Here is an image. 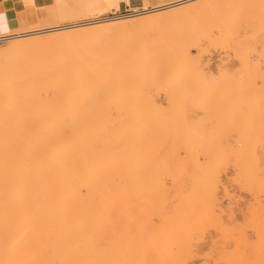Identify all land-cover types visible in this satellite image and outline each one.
<instances>
[{
  "label": "rangeland",
  "instance_id": "374dc122",
  "mask_svg": "<svg viewBox=\"0 0 264 264\" xmlns=\"http://www.w3.org/2000/svg\"><path fill=\"white\" fill-rule=\"evenodd\" d=\"M177 1H181V0H128V1L41 0L40 4L35 7L33 22L30 23L29 26L27 27L12 31L15 33V32L29 31L31 28L34 30L37 28L39 29L50 28L54 26L78 25V24L88 23V21L91 22L92 20L95 19L107 18V17L108 18L121 17L120 18L121 20L136 21V23L131 24L130 27H128L130 24L126 27H122L125 31L128 30L129 28L130 29L138 28V27L140 28V26H144L143 25L144 23H148L150 20H154V17L156 16L164 17L165 15L172 16L176 14L177 16H181V14L180 15L178 14L182 13L183 15L185 13H192L194 10L200 9V5L201 6L211 5L214 7L217 6L218 8L221 7L220 11L218 9H215L218 13L208 12L206 13V15L204 14L205 16L202 15L204 16L203 20L205 22L207 21L206 23H208L212 32L214 33L213 34L211 32L214 37L213 36L212 38L207 37L209 35L211 36V34L207 33L210 32L209 27H206L208 28L207 32H205L206 28H204L205 31L202 29L203 34L204 32L205 34L207 33V36L204 34L205 35L204 37L203 36L201 37L202 30L196 31V35L195 34L193 35L190 30L188 32H186L187 30H184L186 33L190 32L192 37L193 36L196 37L197 35L198 37L200 36L199 38L200 41H197L198 40L197 37L196 38L184 37L185 40L187 39V41L189 40V42H191L190 47L186 46L188 45V43H186L185 41L183 42L185 44L186 49H188L189 47L188 49L189 51L188 50L185 51V48H183V54L185 51L187 52L186 53L187 56L183 55L182 53L180 54L179 50L181 49L179 50L174 49L173 46L176 45L170 46L171 44L170 39L172 40L174 38L172 36H175L176 34L179 35L178 32L176 34H173L175 32L172 31V33L170 34L171 31H169L170 29L167 28V29H163V32L162 31L161 33L159 32L158 35L154 33L151 37H149L147 41L148 44L146 45L151 46L149 48H151L153 51L147 48L146 46L144 51L150 50L149 51L150 53H148L147 55L146 52L144 53L143 58L141 60L142 62L140 64L143 63L146 64L145 62L148 60V59L146 60V58H151V57H152V61L155 62L154 60L158 55L159 57L157 56V58L159 62L160 59L165 60L163 63L161 61L160 64H166L167 62L166 64L167 66L165 65L164 67H162L159 64L158 67V64L156 65L155 63L150 64L149 66L147 65V68H149L151 65L158 67L157 68L158 71L155 70L158 73L154 72L152 74L150 72L152 70L151 68L152 66L150 67L151 70L149 71L147 68H144L146 67V65L143 64L139 66L140 69L142 66H144L143 67L144 69L142 68L141 70H145V69L147 70L141 72V70L139 69V75H138L139 78L137 75L134 76L135 74L132 77L130 76L132 73L127 74L128 79L127 78L125 79L126 82L127 80L128 82L125 83V81H123L124 82L123 88L124 87L128 88L132 86L133 89H126L127 91L129 90V92L125 91L124 89L123 96L121 94L123 90L119 91L120 94L119 92H117L118 93L117 94L115 91L113 96L111 94L114 91H112L110 94L111 97H109V95L108 96L91 95V97L93 98H88V96L86 98L85 96L87 102L89 99L93 101L94 98L98 99L99 102L98 100L96 101L94 100L93 102L97 104L95 105L91 101L92 102L91 105L90 103L89 104L87 103L88 105L86 107H82L83 110L81 111L80 109L82 104L83 105L86 104V101L83 102L84 95L81 97L83 98V100L82 101L79 100L82 104L77 100L79 104L76 102L74 103L75 105L70 103V100L68 101V97L65 96L62 104L59 102L57 106L53 108L52 107L49 108L52 110L41 112L39 114L40 116H38V119L34 117L35 122L33 123V128L30 127V129L26 128L27 124L26 125L23 124L20 118H17L14 121H10L9 123L0 122V169H1L0 171L2 172V173L0 172V215H1L0 216V264H225V263L248 264V262L249 264H253L251 262L255 260L256 262L254 264H263L260 262L258 263L257 259L258 258L260 259L261 255L264 256V251H263L264 247L261 248L262 246H264V241H263L264 234L262 233L264 231H261L264 230L263 228L264 221H261V219L264 220L263 219L264 214H262L264 213V205H263L264 191L261 192V190L264 189L263 188L264 169H260V168H264V164H263L264 162L262 160V158L264 159V141H263L264 131L262 130L264 129L263 126L264 123L261 121L264 118L262 116V114H264L263 111L264 110V106H263L264 105V54H263L264 38H261L264 36V30L257 31L258 29L256 30L250 25H247L246 26L247 30H245L242 24V26L240 25V29L238 31L237 29H235V27L230 26L231 24L229 22L230 21L231 23L233 22L234 14L228 12V14H230L231 16L228 15L226 12L228 10L226 8L232 5L244 7L241 1H239L240 3L239 2L232 3L234 0H193L163 10L152 11L154 9H157L162 6L170 5L171 3H175ZM117 2L119 4V7L117 9H113L115 7V3ZM257 3L258 0L254 2L252 0V2L250 3L251 5L249 7L256 8ZM262 14L258 13L255 19L257 17L258 19L259 17H262L261 19H264L263 16L264 14L263 15ZM255 15L253 13L252 14L249 13L246 16L248 17L250 16L249 18L254 19ZM200 19H197L199 23L201 21ZM221 21H224L223 25L225 23L226 27L228 26L229 28H225L222 25ZM218 23H221V25ZM205 24L202 23L200 25L203 26ZM212 24H214V26ZM232 25H234V23H232ZM89 26L90 25H85L84 27L74 26L75 28L71 27L63 31L41 33L38 34L37 36H47L49 34L67 32L70 31L71 29L78 30L81 28H87ZM230 27H232L233 30ZM222 28L226 30L225 32H227L228 34L227 37H229V34H233L232 37H229L230 41L228 40L227 37H225L226 36L225 34H222V32L225 33ZM123 29H121L120 31L122 32ZM115 30L118 31L119 27ZM235 30H237V34L233 32ZM253 30H256L259 33ZM220 31L222 32L220 33ZM243 31L245 32V35L249 34L248 37L242 36L244 34V33L241 34ZM255 32L257 33L258 36V37L256 36L257 38L254 36L256 34ZM181 33L180 34L183 35V31ZM186 33H184V36H186ZM220 34L222 36L225 35L224 40L225 42H227L226 40H228L229 44H225V42L224 44H220V42L223 40ZM181 35L179 36L182 37ZM37 36L32 35V36L24 37V39L33 38ZM240 36H242L241 39L244 40L243 41L244 43L247 42L245 43L247 44V47L251 46L252 48L249 47L248 50V48H244V46H241L243 50L242 49L239 50L238 48H240V46L237 45L241 41V39L239 41ZM178 38L177 37L174 38L175 40H173L174 42L172 41V44H175V41L176 40L178 41ZM213 38L214 40H212ZM216 38H217L216 43L219 44L218 48H216L217 44L213 45L212 42L215 41ZM246 38H249V40L246 41ZM180 39L181 38H179V40ZM209 39H211L212 41L210 40L209 42ZM191 40H193L194 43ZM218 40H220V42ZM237 40L239 41V43L237 42ZM248 41L251 42L249 43ZM10 42L7 41L0 43V48L8 46ZM180 42H182V39L180 40ZM183 43L181 44L183 45ZM177 44L179 45V43ZM193 45L195 46L198 45V46L195 47ZM170 47L173 48V50ZM177 47L178 46H176L175 48ZM236 49H238V51ZM250 49H251V53L249 54ZM171 51L172 52L174 51L175 54L174 52L171 53ZM246 51H247L246 55L245 53L244 55H241L243 54V52ZM158 52L161 54L159 55ZM164 52L166 55L164 54ZM204 53L207 56L204 57L205 55ZM169 54H172V56L170 57ZM181 55H183L184 57ZM144 56L146 57L144 58ZM247 56L248 57L250 56L249 59ZM174 57H176V59ZM245 57L248 61L245 59ZM173 58L175 60H173ZM196 58L197 60L199 59L202 61L197 62ZM194 60L197 62L199 66L201 67L203 66L204 68L198 67V70L195 69L193 67L195 66ZM178 61L181 62L183 65ZM148 62L151 63L150 60H148L147 63ZM174 62L176 63V65L174 64ZM244 62L246 66L244 65ZM248 62L249 64L252 63L257 64L256 65L257 69L255 68V74L253 75L255 76L257 73L256 76L258 77L252 78L253 77L252 76L249 78L252 72L250 73L251 68H249ZM179 64L182 65V67H179V69L184 68L185 73L183 72V69L182 71L178 70L176 66H181ZM154 66L153 68H156ZM160 66L162 68L165 67L167 68L166 71L165 69L163 70V72H166V75L165 73L163 75ZM168 66L169 67L171 66L170 69L172 67L173 69L177 68L178 73L177 74L175 72L173 73V71L176 69L174 70L171 69L172 73H170L169 71L170 69L168 68ZM82 67H84V65ZM195 67L197 68V66ZM254 67L252 65L253 69ZM84 68H82L84 72L88 70L86 74L91 72V71L89 72L90 68L87 69L88 67H86L85 68L86 71L84 70ZM199 68H201L202 71L201 73L202 76H200V78L198 77V75H196V74L200 75V72L196 73V71L200 70ZM159 69H161L160 70L161 73H159ZM189 70H191V73L193 72V76H191V78L188 77L192 75L190 74V72H189L190 75H188V73H187L188 76L186 75V72ZM244 70L247 71V74H249L248 76L247 74H245L246 78L244 77L245 78L244 80L248 78L250 82H248L249 80L247 81L241 80L243 79L241 78L242 74L246 73ZM84 72H81V74H83ZM147 72L149 73L148 74L149 76L147 75ZM179 72H181L183 76H181ZM221 72H223V74ZM208 73L210 74L208 75ZM156 74L157 75L160 74V76L158 75L159 77H162L161 75H163V78H160L158 81ZM84 75L85 74H83L82 76ZM91 75H92L91 73L88 74L90 79L86 78L87 75L84 77L82 76L80 77L84 79L86 78L90 81ZM237 75L240 77L238 78ZM152 76L153 79L156 80V82H152V86L150 87ZM179 76L182 78H180ZM196 76L197 78H195ZM176 77H179L177 78L178 80L176 79ZM202 78L205 79L204 83L207 84L203 83ZM226 78H228L229 83H226L227 80ZM132 79L134 80L132 81ZM140 79H142L143 81ZM167 79H169L170 81ZM139 80L142 81L141 84ZM239 80H241L240 83L244 84L245 82V85L246 82H248L249 84L248 87H251L250 86L252 85L251 81L254 80L252 82H254L253 85H255L256 82V87L254 89L257 88V94L254 92L253 89L252 90L254 93L253 92L250 93L249 91H246V90H251V88L247 87L246 89L245 88L246 86L244 85L240 84L238 86ZM138 84L141 85V87ZM142 84L144 85V87ZM147 85H149V87ZM235 85H237V87ZM138 86L140 88H137ZM238 87H239V91L242 90L241 92L237 91ZM242 87H244V89ZM142 88L143 91H141ZM131 90H132V94L134 93V91L137 90L136 95L133 94L134 96H136L135 97L136 100H138V101L134 100L136 101V103L130 101L132 100V98H130L131 96H129L128 94H130ZM244 90L246 91V93L249 94L250 98H253L252 96H250L251 94L257 95V98L256 95H254L253 98L255 102H257L256 100L260 98L258 97V95L262 96L261 98H263L261 99L262 102L258 100V102L259 101L260 102L257 105L254 104L255 106L250 104L253 108L255 107V109H253L252 107L250 108L251 112H249L250 111L249 108H248L249 111L246 108V105L248 104V103L245 104L246 101L244 103L242 102L241 108L243 107L242 108L243 110L240 109L241 103L240 104L239 102L237 103L238 95L241 96L242 98L241 101L245 100L246 95L244 94L245 93ZM172 91H174V94ZM143 92L145 95L144 97L142 96ZM125 93L129 96L128 98L126 97L127 95H125ZM236 93L239 94L237 95ZM241 93L244 94L243 95L244 99ZM116 94L120 95V97L122 98V102L124 101L121 105H120L121 100L119 99V96L117 97ZM217 94H221V95L219 96ZM114 96H116L120 100V103L118 102L119 100H117L116 97ZM218 96L219 97L222 96V98H218ZM112 97H114L116 100L113 99ZM123 97H126L127 99L126 98L124 99ZM100 98L102 99V101L100 100ZM140 98L142 101L139 100ZM253 99L250 100V102L253 101ZM65 100L68 102L69 104L68 106ZM247 101L249 102L248 98ZM254 101L252 103H255ZM124 103L130 104L127 105L129 108L128 111H125L126 107H124L125 105ZM71 104L73 105V108H71L72 107ZM138 104H140V106ZM144 104H146V106H144ZM131 105L133 106L136 105V106L132 107ZM259 105L261 107H259ZM69 106L72 109V111H70V109L68 108ZM75 106L77 108L79 107V110L77 108L75 109ZM135 107L138 108L137 110L138 112L140 111L139 109H141L142 112H144L143 109L147 111H149L150 109H154V110L153 111L150 110L149 111L150 113L149 112L146 113L147 111L144 113L146 114L143 115L145 116L144 121L143 119H141L142 115H140L141 116L140 117L136 114V116H138V118H140L141 120H138V118H136L135 121L134 118L131 119L130 117H128L130 115L129 112H131L132 110L134 111L133 108ZM237 107L239 108L240 111L238 110ZM121 108L122 110L123 109L124 110L123 111L121 110L120 113ZM73 109L75 111H78L79 113L78 112H77L78 114L74 113L75 111ZM245 109L246 111H244ZM257 110H259V113ZM256 111L258 114H255L254 116L255 118L256 115L260 116V112H261V116L263 117L262 118L260 116L261 120L257 119L259 117L256 118L257 123L260 120L258 126H256L257 124L255 123L256 121H254L255 119L253 117L254 115L253 112L256 113ZM127 112L129 113V115ZM119 114L121 115V118ZM243 114L245 116H243ZM236 115L240 117H236ZM111 116H113V118ZM41 117L45 118V121H43L45 124L39 121ZM243 117H248V118L246 119ZM76 118L77 120L79 119L78 121H80V126L78 125ZM125 118L126 119L130 118L129 120L133 121L132 123L134 125L131 123L133 127L130 123L128 124L125 123L129 121V120L125 121ZM149 118L151 121L153 122L155 121L158 125L155 124L156 125L155 126L153 122H148ZM238 118L240 119V122L242 121L243 123L237 121L236 119ZM249 118H251L250 121L252 120L254 121L253 124L252 122L250 123ZM74 120H76L75 123ZM119 121L121 122V124L119 123ZM137 121H139L141 127L137 128V125L140 126V124H138ZM141 121L145 123L146 122L151 124L153 123L152 126H154L155 128H157V126L159 127L155 131V128H153L151 124L150 125L145 124L144 126V124L142 125ZM187 124L190 127L189 129L193 128L194 131L192 129L186 131ZM247 124L251 127V129ZM73 125H75V127ZM76 125H78V127ZM120 125L121 127H119ZM124 125L127 127V129L129 127L128 130L126 129L127 131L125 130V128H123ZM146 126L148 127L151 126L149 135L151 134L152 129L154 132L160 130V132L158 131V134L153 133L152 131V134H154L156 138H154V136L153 138H151V135L149 136L147 135L148 133L147 134L145 133L147 130H149V128H145ZM196 126H199V128L196 129ZM73 127L74 130L75 129H80V130L77 131L75 130L76 132H74L72 131ZM91 127H93L94 130L96 129V131L90 132ZM244 127L245 129L248 130L247 135H249L250 130H252V127L253 128L257 127V130L259 131L258 133L256 132L257 130L255 131L257 133V136L254 130L251 131V133L253 132L254 134L253 133L252 134L255 135L257 138H255V136L251 137L252 134L250 135V137L249 136L246 137V133H244L246 132V130L244 129ZM61 128H64L66 131V133L63 136L60 135ZM93 128L91 130H93ZM109 128H110V132H111V128H113L112 131L115 134L120 135L121 139H119V136H117L118 139L115 140L117 137L114 138L116 135L113 136L112 133H110L107 130ZM131 128L134 130H132ZM140 128L142 129L143 133H141ZM143 128L147 130L144 131ZM259 128L261 129L259 130ZM70 129H71V133L69 131ZM237 129L239 132L242 131L244 134L241 132L237 133ZM123 130H125V132H129V131L130 132L129 134L128 133L123 134ZM213 130L215 131L213 132ZM192 131H193V134H191L192 136L195 134V136L197 137L198 134V137L202 136V138L199 139L203 140L204 142L203 141L199 142L198 140H195L196 137H192V139L191 138L189 139V137L187 136H189V132ZM261 131H262V135H260ZM82 132L83 133L85 132L86 136L80 135L83 134ZM205 132H207L208 134L207 133L205 134ZM95 133L96 136H94ZM26 134L27 136L30 135L32 139L26 137L25 136ZM70 134L72 136H70ZM47 135L52 136V141L48 143L49 144L48 146L47 144H45L46 143L45 141L44 142L42 141L43 138ZM90 135H92V137H90ZM106 135L107 137L109 136L108 138H112L114 142L116 141V143L110 141L108 142L107 141L108 138L106 139ZM125 135L127 138L132 136L133 139V136H135L134 138L137 139L132 140L131 137L128 138L131 142L130 143L128 139L125 137ZM160 135L161 138L159 137ZM259 135L260 137H262L261 139L258 138ZM137 136L139 137L142 136V137L140 139ZM25 137L28 139H26ZM80 137L82 138V141ZM157 137H159L160 140ZM207 137H210L208 139L211 142L210 141L205 142V140H207ZM143 138L147 140V142L145 140V144L144 142H140L141 140L143 141ZM150 138L152 140L154 139V142H152ZM112 139L109 140L112 141ZM125 139H127V141H125ZM193 139L196 142L197 141L198 142L195 143ZM255 139L257 143L256 147H258V150L254 148L256 145L255 143L252 144L254 145V147L252 146V149L251 147H249L250 142L251 141L253 142ZM26 140H30V145L32 144L31 147L33 150L31 174H29L30 177H28L26 173L17 174L13 171V169L11 170V168H14L11 162L13 161L15 166L16 159L11 158V156H9L10 155L9 153L11 152H15V151L24 152V150H26L25 147H27V144L29 143L28 141L27 143ZM136 140H140L139 145H134L136 143ZM148 140H151V142ZM190 140L191 142L193 141L194 143L193 142L191 143ZM261 140L263 142H261ZM106 141L108 142L107 145L109 144L110 146L106 145ZM133 141H135V143ZM155 141L157 142L155 143ZM82 142L87 143V145L91 148V150L89 151L91 152L93 151L92 154L91 152L88 153L87 148L88 149L90 148L86 147L87 145L85 143H84L85 145L82 144ZM119 142L121 143V145L124 146V147L122 146L124 152L121 148L123 153L119 150L120 155L116 153L118 149H120L121 147ZM132 142H133V146L131 147L130 144H132ZM209 142L212 144L210 145ZM243 142L244 143L249 142V143L244 144ZM19 143L20 144L27 143V144L26 145L24 144L25 145L24 147L23 145H21L22 146V148L20 147L21 150H16L19 149L18 147L20 145L19 146L16 145ZM40 143H43L44 145ZM90 143L91 144L94 143L95 148L94 145H92L93 146L92 147ZM189 143H190L189 146L192 148L196 144L197 146H199L198 145L199 143L201 145L200 146L201 149L200 148L192 149L188 146ZM202 143H204V145ZM81 144L82 146L86 147L87 153L85 151V147L84 149L82 148V150L85 152L83 153L82 151L79 152L80 148H78L77 149L78 153H77L75 148L78 146L80 147ZM117 144L119 146H115L117 149V150L115 149L116 151L115 152L114 151L115 147L112 146ZM13 145H15L16 149L15 147L12 148ZM218 146L219 148H217ZM246 146H248L247 149L249 148L248 150L249 152L248 151L246 152L250 154L251 151H253L251 157H249V154L245 153L244 148ZM11 148L15 150L11 151ZM139 148H145L143 149L145 150V152L147 151L146 149L149 148L148 149L149 151L146 152V155L149 152L150 153L146 157H143L144 155L142 154H145L143 151L140 157L138 153L134 152L136 150L140 152L141 150H139ZM1 149L3 151H5V149L7 150L9 149L8 150L9 152L6 150V152L1 153L2 151ZM108 149L111 151L109 152ZM187 149L189 150L197 149L199 151L195 150L190 153V151H188ZM200 150L202 152H200ZM206 150H212V151H208L212 153L207 154ZM113 151L115 152L114 157L117 154V158H114V160L111 158L113 157L114 154ZM130 151L133 152L131 153ZM231 151L233 152V154ZM7 152H8V157H10L7 158L9 160L6 159ZM65 152L67 153L65 154ZM107 152H109V154H107ZM255 152H259V153L255 154ZM110 153H112L111 156ZM151 153L153 154L152 156ZM1 154L4 155L1 156ZM228 154L229 156H227ZM253 154H255V156ZM259 154L261 156V159ZM122 155L123 158L125 157L126 158L122 159L121 158ZM207 157L210 159H207ZM130 158L133 159L128 160ZM246 159L249 160L250 162L247 161ZM6 160L7 162H5ZM116 160H118L119 163ZM260 160L262 163H260ZM3 162L6 165L10 163L9 165L10 166L12 165V167L10 168L9 165L5 167V164ZM235 163L238 165H236ZM241 165L242 167H240ZM243 165L245 166V168ZM247 165L250 167H248ZM254 165L256 167H254ZM209 166L210 168H208ZM259 166L260 168L258 169ZM8 167L10 168L9 170L7 169ZM3 168L6 169L7 172L6 170L4 171ZM256 169L258 172L256 171ZM201 170L202 172L209 170L207 172L210 173L204 172L202 178L199 176ZM194 171L197 174L200 172L198 176H195ZM216 171L217 174H215ZM236 171L240 175L243 174V172H247L244 173L246 175V176L244 175V177L247 178V181L244 180L245 178L243 177V175H241L243 179L239 177L241 182L239 179L237 180L238 178L237 175L239 174H237ZM247 174L249 177L247 176ZM251 174L253 176H251ZM14 175H16L17 177H14ZM18 175L19 176L21 175V177H19ZM208 175L210 176L215 175L214 178H216L217 181L215 183L212 181L211 183L217 184L215 185V187H217L216 190L214 185L211 186L210 183V181L213 180L214 178L209 179L210 176ZM203 179L204 180L209 179L208 180L209 182H207V184L205 185L206 182L203 181ZM253 179L257 181L256 182L251 181L252 183L248 181ZM258 179H260L262 182ZM242 180L243 182L244 181L245 182L243 183ZM217 182L218 183L222 182V183L218 184ZM15 183L18 185H16ZM240 183L242 184L243 187L241 186ZM25 184H27L28 188L27 187L24 188ZM28 184L30 185L28 186ZM18 186L21 188H19ZM204 186L206 187L205 189ZM253 186L255 187V190H253L254 189ZM17 188L19 189L17 190ZM211 188L212 189L214 188L213 191L211 190ZM20 189L23 192L20 191ZM23 189L24 190L26 189V192ZM16 190L20 192H17ZM210 190L213 194L211 192L209 193ZM10 191L13 193H10ZM205 193H208L210 195H207ZM205 195H207L206 198L207 197L209 199L211 198L209 202H208L209 199L207 200L204 197ZM205 199L208 203L211 204L210 206L207 205L206 203L205 207L208 206V209L202 208V206L205 204L204 203L205 201L203 202V200ZM10 201L12 203H10ZM213 201L214 202L216 201V203H214ZM255 201L257 202V204ZM201 202H203L202 206H201ZM253 204L257 206H254ZM214 205H216L218 208H216V206ZM251 205L254 208L251 207ZM201 208L205 210L206 213L204 211L202 212ZM229 208H230V212L233 211V213L228 212ZM212 211H214V213ZM207 212L210 214H207ZM251 212L254 213L255 215L252 214ZM25 214L27 215V217ZM211 214L212 216L216 214V217L214 216L215 218L213 219ZM233 214L234 216L232 217L231 215ZM249 214L251 216H248ZM208 216L209 219L206 218ZM220 216L222 217V219L219 220L218 218H221ZM202 217L204 218V220ZM234 217L235 219L231 220V218ZM259 217L262 218L260 219ZM12 218L15 220H13ZM223 218H225V220ZM205 219H207L206 222ZM253 219L256 221V225L252 223ZM218 220L219 222H217ZM230 221L233 222L231 223ZM249 221L251 222L249 223ZM225 222H228L230 225ZM246 222H248L249 224H247ZM234 223H236V225H234ZM222 225H225L224 229ZM226 225L228 227H226ZM213 226L214 227L217 226V228H214ZM251 226H253V228ZM255 226L257 227L255 228ZM258 226H260L259 227L260 229H257ZM225 228L228 229L226 230ZM231 229L234 230V233L233 231H231ZM240 229L242 230L244 229L243 230L244 232ZM237 230L240 231L238 232ZM225 231H227L228 233L227 235L226 233L225 234L223 233ZM229 232L232 233L230 234ZM242 232L244 233V235ZM234 234L235 236L236 235L237 236L235 237ZM257 238L259 242L256 241ZM238 239H242V241L244 240L243 241L244 243L242 241H239ZM239 242L240 244L243 243L244 246L248 245L250 247L245 248L244 246H241L239 244L241 246L239 250L238 249ZM253 243H256V245H254ZM257 246L261 248L260 251L258 250L259 248ZM222 248L224 249L225 254L227 251L230 253L227 254L228 256L232 255V252H230V250L233 251V256L234 255L235 256L234 257L231 256V262L229 261V259H227L228 256L225 257L226 255H224V253L222 252L223 251ZM241 248H243V250ZM253 248L255 251L253 250ZM261 250L263 253L261 252ZM234 251L237 254H234L235 253ZM255 252L256 255H254ZM257 252L260 253V255H258L259 257L257 256L258 254ZM221 253L223 256L221 255ZM246 253L248 255L251 254L249 256V259L250 257L251 259H254L252 257H255V259L246 262L248 260V255L244 256L246 257V261L245 258H243V255H245ZM222 257L223 258L225 257L226 259L224 258L223 260ZM235 258H237L240 261H238L237 259L235 260ZM226 260L229 262H227ZM263 260L264 258H262V261Z\"/></svg>",
  "mask_w": 264,
  "mask_h": 264
},
{
  "label": "bare ground",
  "instance_id": "6f19581e",
  "mask_svg": "<svg viewBox=\"0 0 264 264\" xmlns=\"http://www.w3.org/2000/svg\"><path fill=\"white\" fill-rule=\"evenodd\" d=\"M120 1V0H119ZM124 1V0H123ZM125 1H128V0H125ZM189 1H193V0H181V1H177V2H175V3H171L170 5H166V6H162V7H159V8H157V9H154V10H152V11H156V10H163V9H166V8H169V7H172V6H176V5H180V4H183V3H186V2H189ZM239 1H241V3L244 5V7H240V6H226L227 8V10L228 11H226L227 12V14H228V12L229 13H232V14H234V19H233V22L232 23H234V25H232V23H231V21L229 22L231 25L230 26H232V27H235V29H237L238 31H239V29H240V25L242 26V24H243V28H245V30H247V25H250V26H252L254 29H258L257 31H261V30H264V19H261L262 17H259V19H258V17L255 19V17L258 15V13H263L264 14V0H258V3L256 4V8H250L249 6L251 5L250 3L252 2V0H234L232 3H234V2H239ZM254 1H257V0H253V2ZM240 3V2H239ZM237 4V3H236ZM235 5V4H234ZM247 6V7H246ZM255 6V5H254ZM119 7V4H118V2L117 3H115V7L113 8V9H117ZM112 9V8H111ZM215 9H218L219 11H220V9H221V7H214V6H211V5H208V6H205V5H200V9H196V10H194L192 13H185V14H183L182 15V13H179L178 15H180L181 14V16H177V14L176 15H172V16H170V15H165L164 17H158V16H156V17H154V20H150L148 23H144L143 25L144 26H140V28L138 27V28H129L128 30H125L124 31V29L122 28V27H126V26H128L129 24V26L128 27H130L131 26V24H133V23H136V21H128V20H121L120 18L121 17H115V18H100V19H95V20H90L91 22H89L88 21V23H83V24H78V25H71V26H54V27H50V28H37V29H30L29 31H24V32H15V33H9V34H7V35H0V43H2V42H7V41H11L10 42V44L8 45V46H5V47H2V48H0V122H2V123H9L10 121H14V120H16L17 118H20V120H21V122L23 123V124H27L26 125V128H29L30 129V127L31 128H33V123L35 122V120H34V117H36L37 119H38V116H40L39 114L41 113V112H44V111H49V110H52V109H49V108H53V107H55V106H57L58 104H59V102L62 104L63 103V99H64V97L66 96V97H68V101L70 100V103H72L73 105H75L74 103H76L77 102V100L79 101H82L83 100V98H81L83 95H84V100H83V102L84 101H86V98H87V96H88V98H93V97H91V95H103V96H108L109 95V97H111V95L113 96V94L115 93V91H116V93L117 92H119V91H121V90H123L122 91V96H123V94H124V89H125V91H127L126 89H133V87L132 86H130V87H128V88H123V81H125V83H127L128 82V80H127V82H126V79L125 78H127L128 79V77H127V74H129V73H132L130 76L132 77L134 74V76H138L139 75V69H140V67L139 66H141V65H143V64H140L142 61V58H143V55H144V53L146 52V55L148 54V53H150L149 51L150 50H145L144 51V49H145V47L147 46V48H149V47H151V46H148V45H146V44H148L147 43V41H148V39H149V37H151L154 33H156L157 35L159 34V32L161 33V31L163 32V29H170L169 31H171L170 32V34L172 33V31H174L175 33H173V34H176L177 32L179 33V35H181L182 33V31H183V35H181L182 37H180L179 35H175L177 38L179 37V38H181L182 39V42H180V40H179V38H178V41L176 42L175 41V44H172V41L173 40H175L174 38H176L175 36H172V37H174L172 40L170 39V41H171V44H170V46L172 45H176V46H178L177 48H175L176 46H173L174 47V49H181V50H179V52H180V54L182 53L183 54V48H185V44L183 43L184 41L186 42V43H188V45H186V46H189L190 47V45H191V42H189V40L187 41V39L185 40V38L184 37H186V38H196L197 37V41H200L199 40V38H200V36L198 37V35L195 37V36H193L192 37V35H191V33L189 34V33H186V32H188L189 30L192 32V34L194 35H196V31H199V30H204V28H206V27H209V29H210V32H207L208 31V28H206L204 31L205 32H207V33H209V34H211V36L209 35V36H207V33L205 34V32H204V34L207 36V37H211L212 38V30H211V28H210V26L208 25V23H206L204 20H203V17L206 15V13H218ZM148 12H151V11H148ZM102 13V12H101ZM147 13V12H146ZM222 13V12H221ZM225 13V12H224ZM244 13H246V14H244ZM250 13V14H254L255 15V13H256V15L254 16V19H252V18H249L248 16H246V15H248V14ZM95 14V13H94ZM205 14V15H204ZM262 14V15H263ZM202 15H204V16H202ZM217 15V14H216ZM228 15H230V14H228ZM231 16V15H230ZM260 16V15H259ZM264 16V15H263ZM124 17V16H123ZM153 17V16H152ZM200 17H201V19H200ZM233 17V16H232ZM125 18V17H124ZM197 19H200L199 21H200V23L197 21ZM211 19V18H210ZM232 19V18H231ZM203 20V21H202ZM221 20V19H220ZM197 21V22H196ZM228 21V20H227ZM207 24V26H206V24L205 25H203V26H205V27H203L202 25H200V24ZM222 22V25H223V22L224 21H221ZM76 23V22H75ZM218 24H220L221 25V23H218ZM217 24V25H218ZM85 25H90L89 27H87V28H81V29H78V30H70V31H67V32H60V33H57V34H49V35H47V36H37L38 34H41V33H49V32H54V31H63V30H66V29H69V28H71V27H74V26H80V27H84ZM213 26H214V24H212ZM229 25V24H228ZM225 28H229L228 26L226 27V24L224 23V25H223ZM245 26V27H244ZM119 27V30L117 31V30H115V29H117ZM202 27V28H201ZM223 27V28H224ZM232 27H230V28H232ZM249 27V26H248ZM75 28V27H74ZM123 29L122 30V32L120 31L121 29ZM222 28V29H223ZM115 30V31H114ZM184 30H187L186 32L184 31ZM203 30L201 31L202 33H201V37L203 36H205L204 34H203ZM231 30V29H230ZM232 30H233V28H232ZM237 30H235V31H233V32H235L236 34H237ZM244 30V31H245ZM256 30H253V31H256ZM120 31V32H119ZM181 31V32H180ZM223 31L225 32L226 30H224L223 29ZM240 31H242V30H240ZM242 32L241 34H243L242 36H244V37H248V35H245V32ZM256 31V32H257ZM212 32V33H211ZM222 31H220V33H221ZM255 32V33H256ZM181 33V34H180ZM184 33H186V36H184ZM232 33V32H231ZM234 33V34H235ZM257 33H259V32H257ZM257 33L254 35V33H253V35L256 37L257 36ZM189 34V35H188ZM214 34V33H213ZM222 34H225V35H221L222 36V38H223V40L220 42V40H218L219 42H220V44H224V42H225V38H224V36L225 37H227L228 36V34H227V32H225V33H223L222 32ZM262 34V33H261ZM32 35H36L37 37H33V38H26V39H24V37H28V36H32ZM191 35V36H190ZM231 35V36H230ZM188 36V37H187ZM217 36V35H216ZM220 36V37H221ZM233 36V34H229V37H232ZM238 36V35H237ZM242 36H240V38H239V41H240V39L242 38ZM260 36V35H259ZM262 36V35H261ZM154 37V36H153ZM171 37V38H172ZM214 37V36H213ZM229 37H227L228 38V40L230 39ZM243 37V38H244ZM258 37V36H257ZM256 37V38H257ZM21 38H23V39H21ZM170 38V37H169ZM184 38V39H183ZM206 38V37H205ZM204 38V39H205ZM226 38V39H227ZM261 38H264V36L263 37H261ZM17 39H19V40H17ZM163 39V38H162ZM208 39V38H207ZM210 40L211 39H209V42H210ZM212 40H214V38L212 39ZM211 40V41H212ZM228 40H226L227 42H225V44H229L228 43ZM236 40V39H235ZM247 40H249V38H246V41ZM193 43H194V41L193 40H191ZM230 41V40H229ZM239 41L237 40V42L239 43ZM244 40H242L241 39V41H240V43L237 45V46H240V48H238V47H236V48H238L239 50H241L242 49V47L241 46H244V48H248V50H249V47H251V46H249V47H247V44H245V43H247V42H243ZM165 42H167V41H165ZM174 42V41H173ZM202 42V41H201ZM213 42V45H215V44H217L216 42H217V38H216V40L215 41H212ZM223 42V43H222ZM236 42V41H235ZM249 42V41H248ZM251 42V41H250ZM249 42V43H250ZM177 43H179V45L177 44ZM181 43H183V45L181 44ZM241 43H242V45H241ZM4 44V43H3ZM165 44V43H164ZM169 44V43H168ZM195 44H196V42H195ZM237 44V43H236ZM244 44V45H243ZM207 45V44H206ZM212 45V44H211ZM218 45L219 44H217V46H216V48H218ZM231 45V44H230ZM229 45V46H230ZM183 46V47H182ZM193 46H195V45H193ZM198 46V45H197ZM197 46H195V47H197ZM208 46H209V44H208ZM208 46H207V48H208ZM246 46V47H245ZM156 47V46H155ZM165 47V46H164ZM169 47V46H168ZM189 47H188V49H189ZM212 47V46H211ZM210 47V48H211ZM157 48V47H156ZM171 48V47H170ZM206 48V49H207ZM215 48V47H214ZM213 48V49H214ZM220 48V47H219ZM222 48V47H221ZM252 48V47H251ZM149 49H151V48H149ZM154 49V48H153ZM169 49V48H168ZM172 50H173V48H171ZM188 49H186L185 48V51L186 50H188ZM238 49H236L237 51H238ZM152 50V49H151ZM155 50H157V49H155ZM164 50V49H163ZM170 50V49H169ZM175 50V51H176ZM208 50V49H207ZM243 50V49H242ZM153 51V50H152ZM151 51V52H152ZM184 51V54L183 55H186V53L187 52H185ZM189 51V50H188ZM168 52V51H167ZM174 52V51H173ZM172 51H171V53H173ZM240 52V51H239ZM253 52V51H252ZM159 53V52H158ZM206 53V52H205ZM204 53V54H205ZM210 53V52H209ZM242 53V52H241ZM244 53H245V55H246V53H247V51L246 52H243V54H241V55H244ZM251 53V49H250V51H249V54ZM161 53H159V55H160ZM164 54H165V52H164ZM174 54H175V52H174ZM202 54H203V52H202ZM212 54V53H211ZM264 54V53H263ZM154 55H156V54H154ZM166 55V54H165ZM183 55H181V56H183ZM198 55V54H197ZM158 56V55H157ZM157 56H156V59L154 60L155 62H153L152 61V57L151 58H146V60L148 59V60H150L151 61V63L150 62H148L147 63V61L145 62L146 64H144V65H146V67H144V66H142L141 67V69L144 67V68H147V65L149 66L150 64H158V67H159V64L161 63V61H162V63L165 61V60H161L160 59V62H159V60H158V58H157ZM169 56L171 57L172 56V54H169ZM168 56V57H169ZM187 56V55H186ZM205 56H207L206 54L204 55V57ZM146 56H144V58H145ZM155 57V56H154ZM159 57V56H158ZM184 57V56H183ZM182 57V58H183ZM248 57V56H247ZM250 57V56H249ZM249 57H248V59H249ZM175 59H176V57H174ZM173 58V60H175ZM181 58V59H182ZM185 59V58H184ZM190 59V58H189ZM203 59V58H202ZM245 59H246V57H245ZM183 60V59H182ZM196 60H197V58H196ZM247 60V59H246ZM172 61V60H171ZM180 61V60H179ZM178 61V62H179ZM195 61V60H194ZM200 61H202V60H197V62H200ZM248 61V60H247ZM197 62L195 61L194 62V64H195V66H197V68L195 67V66H193L195 69H197L198 70V67H201V66H199L198 64H197ZM204 62V61H203ZM250 62V61H249ZM249 62H248V64H249ZM179 63H181V62H179ZM193 63V62H192ZM206 63V62H205ZM205 63H204V65H205ZM251 63V62H250ZM166 64H167V62H166ZM166 64H160L162 67H164ZM174 64L176 65V63L174 62ZM182 64V63H181ZM181 64H179V65H181ZM255 64V63H254ZM254 64L252 63V64H249V68H251L250 69V73H251V76H249V78L250 77H252V78H254V77H258V76H256L257 75V73H256V75L254 76L253 74H255V68L257 69V67H256V65L257 64H255V67H254ZM84 65V67L86 68V67H88L87 69H89L90 68V70H89V72L92 74L91 75V80L89 81L88 79H86V78H89V76H88V74H90V73H88V74H86V72H88V70L86 71V69L84 68V67H82ZM169 65V64H168ZM183 65V64H182ZM182 65L181 66H176L177 68H178V70H180V71H182V69H183V72L185 73V70H184V68H181V69H179V67H182ZM243 65V64H242ZM244 65L246 66V64H245V62H244ZM243 65V66H244ZM250 65H251V67H250ZM252 65H253V67H254V69L252 68ZM152 66V67H151ZM150 67L152 68V70L150 69V67L149 68H147L152 74L154 73V72H156V73H158L157 71H158V67H156V66H154V65H151ZM153 66L154 67H156V68H153ZM160 66V67H161ZM167 66V65H166ZM244 66V67H245ZM161 67V69H162V72H163V70L165 69V71H166V67L165 68H162ZM171 67V66H170ZM170 67L168 66V68L170 69ZM188 67V66H187ZM203 67V66H202ZM201 67V68H202ZM248 67V66H247ZM246 67V68H247ZM82 68H84V70L86 71V72H84L83 70H82ZM143 68V69H144ZM177 68H174V69H176L177 70ZM201 68H199L200 70L199 71H196V73H199L200 72V75L199 74H196V75H198V77L200 78V76H202L201 75V73H202V71H201ZM204 68V67H203ZM140 69V70H141ZM147 69H145V70H141V72L142 71H146ZM153 69H154V71H153ZM161 69H159V73H161ZM168 69V70H169ZM172 70H174L173 69V67L171 68ZM169 70L170 71V73H172V70ZM185 69H187V68H185ZM253 69V70H252ZM155 70H157V71H155ZM176 70H174L173 71V73L175 72L176 74L178 73V70L176 71ZM203 70V69H202ZM242 70V69H241ZM84 72L83 74H85L84 76H86V78L84 79V78H82V77H84V76H82L83 74H81V72ZM168 71V72H169ZM245 71V70H244ZM254 71V72H253ZM189 72H190V74H192V75H190L189 74ZM231 72V71H230ZM246 73H244V74H242V77L241 78H243V79H241L242 81L246 78L245 77V74H247V71H245ZM143 73H145V72H143ZM164 73H165V75H166V72H163V75H164ZM180 74H181V72H179ZM187 73H188V75H190V76H188L187 75ZM222 74H223V72H221ZM81 74V75H80ZM149 73L147 72V75H148ZM210 73H208V75H209ZM237 74V73H236ZM260 74V73H259ZM159 76H160V74H158ZM157 74H156V77L158 78H156L158 81H159V79L160 78H163V75H161L162 77H159ZM186 75L188 76V77H190L191 78V76H193V72L191 73V70H189V71H187L186 72ZM207 75V74H206ZM226 75V74H225ZM249 74H247V76H248ZM80 76H82V77H80ZM93 76V77H92ZM149 76V75H148ZM150 76H151V74H150ZM181 76H183L182 74H181ZM231 76V75H230ZM238 76V75H237ZM180 77V76H179ZM179 77H176V79L177 78H179ZM240 76H238V78H239ZM245 77V78H244ZM93 78V79H92ZM138 78H139V76H138ZM152 78V80H154L153 79V76L151 77ZM150 78V79H151ZM180 78H182V77H180ZM189 78V79H190ZM193 78V77H192ZM195 78H197V76L195 77ZM210 78V77H209ZM228 78H229V76H228ZM228 78H226L227 80H228ZM90 79V78H89ZM134 79H136V78H134ZM134 79H132V81L134 80ZM142 79H143V77H142ZM142 79H140V80H142ZM173 79V78H172ZM203 80V83L205 82L204 80V78H202ZM220 79V78H219ZM88 80V81H87ZM99 80V81H98ZM139 80V81H140ZM151 80V85H150V87L152 86V82H156V80H154V81H152ZM167 80H169V79H167ZM178 80V79H177ZM188 80V79H187ZM213 80V79H212ZM226 80V83H229V80L227 81ZM233 80V79H232ZM236 80V79H235ZM241 80H239L238 81V86L241 84V85H244V86H246L245 88L247 89V87L249 86V84H248V82H250V80L247 78L246 80H244V81H247V80H249L248 82H246V85H245V82H244V84L243 83H240L241 82ZM143 81V80H142ZM142 81H140V84L142 83ZM161 81V80H160ZM170 81V80H169ZM168 81V82H169ZM180 81V80H179ZM252 81H254V80H252ZM251 81V84L252 85H250L251 87H248V88H251V90L253 89L254 90V92L257 94V88L256 89H254L255 87H256V82H255V85H253V83L254 82H252ZM144 82H145V80H144ZM167 82V81H166ZM181 82V81H180ZM189 82H190V80H189ZM139 83V82H138ZM179 83V82H178ZM187 83V82H186ZM185 83V84H186ZM231 83V82H230ZM153 84H155V83H153ZM160 84V83H159ZM168 84V83H167ZM180 84V83H179ZM202 84V83H201ZM204 84H207V83H204ZM203 84V85H204ZM232 84V83H231ZM259 84V83H258ZM132 85V84H131ZM135 85H137V84H135ZM135 85H134V87H135ZM139 85V84H138ZM143 85V84H142ZM176 85V84H175ZM191 85V84H190ZM189 85V86H190ZM210 85V84H209ZM230 85V84H229ZM126 86V85H125ZM128 86V85H127ZM140 87H141V85H139ZM137 87V88H140V87ZM148 87H149V85H147ZM156 86V85H155ZM189 86H187V87H189ZM214 86H215V84H214ZM236 87H237V85H235ZM252 86H254V87H252ZM143 87H144V85H143ZM146 87V86H145ZM158 87V86H157ZM162 87V86H161ZM186 87V86H185ZM200 87V86H199ZM241 87V86H240ZM179 88H181V87H179ZM229 88V87H228ZM243 89H244V87H242ZM241 88V89H242ZM149 89V88H148ZM183 89V88H182ZM201 89V88H200ZM230 89V88H229ZM245 89V90H246ZM178 90V89H177ZM192 90V89H191ZM197 90V89H196ZM202 90V89H201ZM223 90V89H222ZM226 90V89H225ZM236 90V89H235ZM244 90V91H245ZM251 90H246V91H249L250 93L251 92H253V90L251 91ZM256 90V91H255ZM112 91H114V92H112ZM137 91V90H136ZM136 91H134V95H136ZM141 91H143V88H142V90ZM237 91H239V87H238V90ZM236 91V92H237ZM242 91V90H241ZM241 91H239V92H241ZM246 91H245V95H246V98H245V100L244 101H241L242 100V98H241V96L240 95H238L237 93V98H238V100H237V103L239 102V104L241 103V105H240V109H242L241 108V106H242V102L244 103L245 101V104L246 103H248L249 104V106H248V104L246 105V108H247V110H248V108H249V110H250V108L252 107L250 104H252L253 106H255L254 104H259V102L261 101L262 102V100L261 99H263V98H261L262 96H260V95H258V97H260L258 100H260L259 102H258V100H256L257 102H255L254 101V95H256V94H251L250 96H252L253 98H250L249 97V94L248 93H246ZM111 92H112V94H111ZM127 92H129V90L127 91ZM145 92H146V90H145ZM173 92V94H174V91H172ZM235 92V91H234ZM253 92V93H254ZM218 93H220V92H218ZM259 93V92H258ZM111 94V95H110ZM118 94V93H117ZM116 94V95H117ZM119 94H120V92H119ZM132 94V90L130 91V94H128L129 96H131L130 98H132V100H130V101H133V102H135L136 103V101H138V100H136V96H134ZM195 94V93H194ZM242 94V97H243V93H241ZM247 94H248V97H247ZM125 95H127L126 93H125ZM124 95V96H125ZM126 96L127 98L129 97V96ZM133 95V96H132ZM141 95H142V93H141ZM211 95H213V94H211ZM217 95H221V94H217ZM227 95H229V94H227ZM226 95V96H227ZM85 96H86V98H85ZM119 96V99L121 100V103H120V100L117 98ZM143 97L145 96L144 95V92H143V95H142ZM218 96V98H222V96L221 97H219ZM239 96H240V98H239ZM102 97V96H101ZM114 97H116V96H114ZM114 97H112L113 99H115ZM117 97H116V99L117 100H119L118 102L120 103V105L124 102H122V98L120 97V95H117ZM126 97H123L124 99L126 98ZM196 97V96H195ZM81 98V99H80ZM103 98V97H102ZM111 98V99H112ZM126 98V99H127ZM142 98V97H141ZM141 98L139 99V100H141ZM216 98V97H215ZM226 98V97H225ZM247 98H248V100H249V102H250V100H252L253 99V101L255 102V103H252L253 101H251L250 103L247 101ZM256 98H257V95H256ZM115 99V100H116ZM239 99H240V101H239ZM243 99H244V97H243ZM66 100H67V98H66ZM65 100V102H67ZM90 100V99H89ZM88 100V102L86 101V104L85 105H83L80 101V103L82 104V106H81V109H80V111L81 110H83L82 109V107H86L89 103H90V105H91V103L95 100H98V99H93V101L92 100H90L89 101ZM100 100L102 101V99L100 98ZM134 100H136V101H134ZM197 100V99H196ZM204 100V99H203ZM225 100V99H224ZM230 100H231V98H230ZM92 101V102H91ZM101 101H100V103H101ZM126 101V100H125ZM142 101V100H141ZM209 101V100H208ZM223 101V100H222ZM64 102V103H65ZM98 102H99V100H98ZM194 102H195V100H194ZM235 102V101H234ZM78 103V102H77ZM88 103V104H87ZM116 103H117V101H116ZM137 103H139V102H137ZM147 103V102H146ZM220 103V102H219ZM236 103V104H237ZM71 104V105H72ZM79 104V103H78ZM80 104V105H81ZM93 104H95L94 102H93ZM125 104V103H124ZM123 104V105H124ZM131 104H133V103H131ZM142 104V103H141ZM212 104V103H211ZM224 104V103H223ZM229 104V103H228ZM235 104V103H234ZM66 105V104H65ZM69 104H68V102H67V106H68ZM73 105H72V107L71 108H73ZM79 105V106H80ZM95 105H97V104H95ZM118 105V104H117ZM120 105H119V107H120ZM126 105V106H125ZM124 105V107H126V109H125V111H128L129 110V108H128V106L127 105H130L129 103H126ZM139 106H140V104H138ZM143 105V104H142ZM196 105V104H195ZM261 105H262V103H261ZM132 107H134V106H136V105H131ZM144 106H146V104H144ZM231 106V105H230ZM264 106V105H263ZM143 107V106H142ZM142 107H140V108H142ZM195 107V106H194ZM238 107H239V105H238ZM237 107V108H238ZM259 107H261L260 105H259ZM69 109H70V111H72V109L70 108V106L68 107ZM77 107L75 106V109H76ZM123 108V107H122ZM122 108L120 109V113H121V110H122ZM128 108V109H127ZM136 108V109H135ZM135 108H133L134 109V111H136V112H134L132 109V113L131 112H129L130 113V115H129V113H128V117H130L131 119L132 118H134L135 119V121H136V118H138V116H140V115H142V118L141 119H143V121H144V117L145 116H143V115H146V114H144L147 110H145V109H143L144 110V112H142L141 111V109H139L140 111L138 112L137 110H138V108L137 107H135ZM253 108V107H252ZM257 108H258V106H257ZM263 108V107H262ZM78 110H79V107L77 108ZM117 109V108H116ZM157 109V108H156ZM210 109V108H209ZM253 109H255V107L253 108ZM74 110V109H73ZM124 110V109H123ZM122 110V111H123ZM149 110V109H148ZM150 110H154V109H150ZM149 110V111H150ZM238 110H239V108H238ZM243 110V109H242ZM242 110H241V112H242ZM248 110V111H249ZM75 111V110H74ZM73 111V112H74ZM124 111V112H125ZM149 111H147L146 113H148ZM157 111V110H156ZM240 111V110H239ZM244 111H246V109L244 110ZM243 111V112H244ZM258 111V113H259V110H257ZM257 111H256V113L255 112H253L254 113V115H253V117L255 116V114H258L257 113ZM264 111V110H263ZM72 112V113H73ZM78 111H75L74 113H77ZM187 112V111H186ZM192 112V111H191ZM249 112H251V110L249 111ZM79 113V112H78ZM77 113V114H78ZM126 113V112H125ZM135 113V114H134ZM150 113V112H149ZM156 113V112H155ZM203 113V112H202ZM76 114V115H77ZM132 114H133V117H132ZM136 114L138 115V116H136ZM193 114V113H192ZM236 114V113H235ZM109 115H111V114H109ZM147 115H149V114H147ZM153 115V114H152ZM189 115V114H188ZM225 115H227V114H225ZM119 116H120V118H121V115L119 114ZM124 116H125V114H124ZM136 116V117H135ZM176 116V115H175ZM243 116H245L244 114H243ZM249 116H251V115H249ZM248 116V117H249ZM260 116H261V112H260ZM260 116H258V115H256V118L257 117H259V118H257V119H260L261 120V117L263 116L264 117V114H262V116L260 117ZM112 118H113V116H111ZM141 117V116H140ZM147 117V116H146ZM182 117V116H181ZM236 117H240V116H237L236 115ZM248 117H243V118H248ZM262 117V118H263ZM79 118V117H78ZM130 118H128V119H126L125 118V121L127 120H129ZM151 118H153V117H151ZM175 118V117H174ZM183 118V117H182ZM189 118V117H188ZM255 117H254V121H256L257 119H256ZM140 118H138V120H141ZM172 119V118H171ZM250 119L251 118H249V121H250ZM253 119V118H252ZM76 120H77V118H76ZM76 120H74V123H75V121ZM79 120V119H78ZM77 120V122H78V125L80 126V121H78ZM115 120V119H114ZM119 120V119H118ZM121 120V119H120ZM149 121L148 122H153V121H151L150 120V118L148 119ZM177 120V119H176ZM187 120H189V119H187ZM192 120V119H191ZM237 121H239L240 122V119L238 118V119H236ZM260 120H259V122H260ZM264 118L261 120L263 123H264ZM39 121L40 122H42V123H44L43 121H45V118H43V117H41L40 119H39ZM131 121V122H130ZM146 121H147V119H146ZM184 121V120H183ZM254 121L252 120V121H250V123L252 122V124L254 123ZM76 122V123H77ZM133 121L132 120H129L128 122H125L126 124H128V123H132ZM138 122V124H140L139 123V121H137ZM142 122V121H141ZM148 122H142V125L144 124V126H145V124H151V123H148ZM239 122H237V123H239ZM242 122V121H241ZM240 122V123H241ZM258 122V123H259ZM119 123L121 124V122L119 121ZM124 123V124H125ZM154 123V125L156 124V125H158L155 121L153 122ZM152 123V124H153ZM168 123V122H167ZM173 123V122H172ZM243 123V122H242ZM257 125L256 126H258L259 124L257 123V121L255 122ZM45 124V123H44ZM133 124V123H132ZM131 124V125H132ZM152 124H151V126H152ZM181 124V123H180ZM214 124V123H213ZM245 124V123H244ZM78 125H76L77 127H78ZM85 125V124H84ZM84 125H81V126H84ZM134 125V124H133ZM133 125H132V127H133ZM155 125V126H156ZM175 125V124H174ZM248 125V124H247ZM255 125V124H254ZM74 127H75V125H73ZM150 126V127H151ZM187 126H188V124H187ZM186 126V131H189V130H193V128H191V129H189L190 127L188 126L187 127ZM199 126H201V125H199ZM199 126H196V129L197 128H199ZM249 126V125H248ZM264 126V125H263ZM263 126H262V128H263ZM74 127L72 128L73 130L72 131H74V132H76L77 130H80V129H75L74 130ZM87 127V126H86ZM112 127H114V126H112ZM119 127H121V125L119 126ZM136 127V126H135ZM138 127H141V124H140V126H138L137 125V128ZM150 127H148V126H146L145 128H149V130H145L144 128V131H146L145 133L147 134V135H149V133H150ZM153 128H155L154 126H152ZM159 126H157V128H158ZM177 127V126H176ZM191 127H192V125H191ZM242 127V126H241ZM254 127V126H253ZM252 127V130H250V133H249V135H247V129H245V127H244V129L246 130V132H244V133H246V137H250V135L253 133H251V131H253L254 130V132L257 130V127H255V128H253ZM259 127H261V126H259ZM84 128V127H83ZM88 128H89V126H88ZM93 127H91V129H92ZM117 128V127H116ZM123 128H125V130L127 129V127L124 125L123 126ZM157 128H155V131H156V129ZM225 128V127H224ZM235 128V127H234ZM240 128V127H239ZM238 128V129H239ZM243 128V127H242ZM249 128L251 129V127L249 126ZM29 129H27V130H29ZM81 129H82V127H81ZM85 129V128H84ZM90 129V132H93V131H96V129L94 130V128H93V130H91ZM115 129V128H114ZM128 129H129V127H128ZM127 129V130H128ZM132 129V128H131ZM141 129V128H140ZM152 129V128H151ZM172 129V128H171ZM202 129H204V128H202ZM214 129V128H213ZM238 129H237V133L239 132L238 131ZM261 128H259V130H260ZM109 132H110V128L109 129H107ZM113 128H111V132L110 133H112V135L113 136H115L114 138H116L117 136H119V139H121V137H120V135H118V134H115L113 131ZM119 130H120V128H119ZM125 130H123V134L125 133H128L129 134V132H125ZM126 130V131H127ZM132 130H134V129H132ZM243 130V129H242ZM263 131H264V129H262ZM70 131V133H71V129L69 130ZM87 131V130H86ZM149 131V132H148ZM152 131H153V129H152ZM152 131H151V138H153V136H154V134H152ZM158 131L160 132V130H157V132H154L153 131V133H157L158 134ZM194 131V130H193ZM193 131L192 132H189V136H187V137H189V139L191 138L192 139V137H196L195 136V134L192 136L191 134H193ZM204 131V130H203ZM215 130H213V132H214ZM244 131V130H243ZM133 132V131H132ZM139 132H140V130H139ZM170 132V131H169ZM212 132V133H213ZM231 132V131H230ZM241 133H243L242 131H240ZM239 132V133H240ZM257 133L259 132L258 130L256 131ZM255 132V133H256ZM66 133V131H65V129L64 128H61V130H60V135L61 136H63L64 134ZM83 133V132H82ZM141 133H143V131H142V129H141ZM186 133H188V132H186ZM207 132H205V134H206ZM243 133V134H244ZM257 133H256V136H257ZM77 134H79V133H77ZM76 134V135H77ZM128 134H127V136H128ZM160 134V133H159ZM175 134V133H174ZM178 134V133H177ZM208 134V133H207ZM214 134V133H213ZM254 134V133H253ZM251 135V137L252 136H255V135ZM263 134H264V132H263ZM68 135H69V133H68ZM80 135H84V136H86L85 135V132L83 133V134H80ZM79 135V136H80ZM88 135V134H87ZM149 135V136H150ZM176 135V134H175ZM182 135V134H181ZM190 135H191V137H190ZM202 135H204V134H202ZM221 135V134H220ZM260 135H262V131H261V134ZM260 135L258 136V138H262V137H260ZM26 137H29V138H31V136L29 135V136H27V134L25 135ZM66 136V135H65ZM70 136H72L71 134H70ZM94 136H96V133L94 134ZM130 136V135H129ZM170 136V135H169ZM200 136H201V134H200ZM239 136V135H238ZM242 136V135H241ZM255 136V138H257ZM25 137V138H26ZM90 137H92V135H90ZM109 137V136H108ZM107 137V135H106V139L108 138ZM125 137H126V135H125ZM131 137V139H132V136H130ZM130 137H128V138H130ZM135 136H133V139L132 140H134V139H137V138H134ZM138 138H140L141 139V137L142 136H137ZM160 138H161V135L159 136ZM159 137H157L158 139H159ZM177 137V136H176ZM175 137V138H176ZM182 137V136H181ZM197 137H198V134H197ZM195 138V140H198L199 142L200 141H203V140H201V139H199V138H202V136L201 137H198V138ZM245 137V136H244ZM264 137V136H263ZM73 138V137H72ZM81 138V137H80ZM127 138V137H126ZM127 138V139H128ZM150 138V139H151ZM154 138H156V136H154ZM180 138V137H179ZM204 138V137H203ZM206 138V137H205ZM208 138H210V137H207V140H205V142H207V141H210ZM242 138V137H241ZM240 138V139H241ZM26 139H28V138H26ZM32 139V138H31ZM30 139V140H31ZM109 139H112V138H108L107 139V141L109 142H113V143H116V141L114 142V140L112 139V141L111 140H109ZM118 139V137L115 139V140H117ZM127 139H125V141H127ZM244 139H247V138H244ZM253 139V138H252ZM30 140H26V142L28 143H22V144H16L17 146H19L18 148L19 149H16V147H15V145H13L12 146V148H14L15 147V149L16 150H21L20 149V147L22 148V146L21 145H23V147L27 144V147H25L26 148V150H24V152H21V151H18V152H11V153H9L10 155L9 156H11V158H15L16 159V163H15V166H14V163H13V161L11 162V164L13 165V167L14 168H11L12 167V165L10 166L9 164H7V165H9V167L11 168V170L13 169V171L15 172V173H17V174H19V173H26L27 175H28V177H30L29 176V174H31V167H32V158H33V150H32V147H31V145H30ZM76 140V139H75ZM145 138H143V141L141 140H136V143H135V141H133L135 144L134 145H139V143L140 142H144V144H145ZM152 140V139H151ZM151 140H148V141H150L151 142ZM160 140V139H159ZM194 140V139H193ZM194 140V142L195 143H197L196 141ZM234 140H236V139H234ZM248 140H250V139H248ZM258 140V139H257ZM43 142L45 141L46 143L45 144H47V146L49 145L48 143H50L51 141H52V136H45L44 138H43V140H42ZM81 141H82V138H81ZM106 141V145H107V142ZM128 141L130 142V140L128 139ZM137 141H138V143H137ZM140 141V142H139ZM165 141V140H164ZM243 141V140H242ZM260 141V140H259ZM263 141H264V139H263ZM262 140H261V142H263ZM33 142V141H32ZM31 142V143H32ZM133 142H132V144H130V146L132 147L133 146ZM146 142H147V140H146ZM152 142H154V139L152 140ZM157 141H155V143H156ZM176 142V141H175ZM186 142V141H185ZM185 142H184V144H185ZM190 142H191V140H190ZM193 142V141H192ZM191 142V143H192ZM193 142V143H194ZM204 142V141H203ZM211 142V141H210ZM209 142V143H210ZM85 143V142H84ZM83 142H82V144H84ZM120 143V142H119ZM118 143V144H119ZM131 143V142H130ZM149 143V142H148ZM188 143V142H187ZM244 143V142H243ZM242 143V144H243ZM249 143V142H248ZM248 143H244V144H248ZM253 143H255L256 145H255V147H254V145H252ZM258 143H260V142H258ZM25 144V145H24ZM40 144H42V145H44L43 143H40ZM82 144L80 145V147L78 146V147H76L75 149H76V151H77V149L78 148H80V151L79 152H81L82 151V153L83 152H85L86 151V153H87V150H88V153H90L91 151H89V150H91V148L87 145V143H85L87 146L86 147H89L90 149H88L87 148V150H86V147L85 146H82ZM84 144V145H85ZM114 145V146H112V147H115V146H119V145ZM123 144V143H122ZM154 144V143H153ZM203 145H204V143H202ZM212 143H210V145H211ZM250 144H251V146H250ZM250 144H249V147H251V149H252V146L254 147V148H256L257 150H258V147H256L257 146V143H256V139L252 142H250ZM262 144V143H261ZM90 145L92 146V145H94V148H95V144L94 143H90ZM105 145V146H106ZM120 145H121V143H120ZM173 145V144H172ZM190 145V143L188 144V146ZM198 145L199 146H197V144L193 147V148H200L201 149V145L198 143ZM218 145V144H217ZM34 146V145H33ZM82 146V147H81ZM107 146H110L109 144L107 145ZM122 146L123 145H121V147H120V149H118V151L116 152L115 151V149H116V147L114 148V151L118 154V155H120V152H119V150L122 152V150H123V148H122ZM168 146V145H167ZM171 146V145H170ZM197 146V147H196ZM35 147V146H34ZM84 147H85V151H83L82 150V148L84 149ZM93 147V146H92ZM124 147V146H123ZM186 147V146H185ZM190 147V146H189ZM206 147V146H205ZM209 147V146H208ZM247 147L248 146H246L244 149H245V153H247V154H249L248 152V150H249V148L247 149ZM11 148V151H14L13 149ZM108 148V147H107ZM118 148V147H117ZM121 148H122V150H121ZM126 148V147H125ZM124 148V149H125ZM190 148H192V147H190ZM189 148V149H190ZM192 148V149H193ZM217 148H219V146L217 147ZM132 149V148H131ZM143 149H145V148H139V150H141L140 152H138L137 150V152L136 151H134L135 153H138L139 154V156L141 157V153L144 151V153L145 154H142V155H144L143 157H146L147 155H146V152L147 151H149L148 149L149 148H147L146 150V152H145V150H143ZM156 149V148H155ZM159 149V148H158ZM189 149H187L188 151H190V153L192 152V151H199V150H197V149H195V150H189ZM206 149H209V148H206ZM212 149V148H211ZM241 149H242V147H241ZM247 149V150H246ZM2 150V149H1ZM3 150H4V148H3ZM1 151V153H3V152H6V150L7 149H5V151ZM9 150V149H8ZM7 150V151H8ZM94 150V149H93ZM98 150V149H97ZM105 150V149H104ZM117 150V149H116ZM130 150V149H129ZM170 150V149H169ZM67 151V150H66ZM107 151V150H106ZM108 151L110 152L111 150H109L108 149ZM113 151V157H111L113 160H114V158H117V154H116V156L114 157V155H115V152ZM126 151V150H125ZM207 151V154L208 153H212V152H208V151H212V150H206ZM222 151V150H221ZM246 151H248V152H246ZM251 151V150H250ZM9 152V151H8ZM8 152H7V157H6V159L7 158H10V157H8ZM93 152V151H92ZM92 152H91V154H92ZM95 152V151H94ZM100 152V151H99ZM109 152H107V154H109ZM123 152H124V150H123ZM122 152V153H123ZM131 153L133 152V151H130ZM200 152H202L201 150H200ZM232 152V151H231ZM252 152L253 151H251V153L249 154V157H251V154H252ZM12 153H13V156H12ZM67 152H65V154H66ZM77 153H78V151H77ZM101 153V152H100ZM103 153V152H102ZM106 153V152H105ZM121 153V154H122ZM130 153V154H131ZM154 153H155V150H154ZM162 153V152H161ZM203 153H205V152H203ZM216 153V152H215ZM244 153V154H245ZM256 153H259V152H255V154ZM70 154H72V153H70ZM76 154V153H75ZM137 154V155H138ZM159 154H160V152H159ZM163 154V153H162ZM206 154V155H207ZM231 154V153H230ZM232 154H233V152H232ZM255 154H253L254 156H255ZM2 155H4V154H1V156ZM6 155V154H5ZM83 155V154H82ZM96 155V154H95ZM112 155V153H110V156ZM153 154L151 153V156H152ZM84 156V155H83ZM94 156V155H93ZM125 156V155H124ZM128 156H129V154H128ZM164 156V155H163ZM197 156V155H196ZM211 156V155H210ZM215 156V155H214ZM213 156V157H214ZM227 156H229V154L227 155ZM253 156V157H254ZM256 156H258V155H256ZM259 156H260V154H259ZM131 157V156H130ZM150 157V156H149ZM160 157V156H159ZM198 157V156H197ZM239 157V156H238ZM122 159H125V158H123V155H122V157H121ZM148 158V157H147ZM212 158V157H211ZM216 158V157H215ZM229 158H231V157H229ZM241 158V157H240ZM244 158V157H243ZM256 158H259V157H256ZM133 158H130V159H128V160H132ZM146 159V158H145ZM207 159H210V158H208L207 157ZM233 159H235V158H233ZM253 159V158H252ZM260 159H261V156H260ZM2 160H3V157H2ZM7 160H9V159H7ZM7 160L5 161V162H7ZM11 160V159H10ZM14 160V159H13ZM215 160V159H214ZM237 160V159H236ZM247 160V159H246ZM262 160H263V162H264V159L262 158ZM118 163H119V161L118 160H116ZM247 161H249V160H247ZM250 162V161H249ZM4 163V162H3ZM257 163V162H256ZM259 163V162H258ZM260 163H262L261 162V160H260ZM5 164V163H4ZM3 164V165H4ZM203 164V163H202ZM234 164V163H233ZM236 164V163H235ZM240 164V163H239ZM243 164V163H242ZM249 164H251V163H249ZM248 164V165H249ZM264 164V163H263ZM6 164H5V167L7 166ZM197 165V164H196ZM236 165H238V164H236ZM235 165V166H236ZM244 165H245V163H244ZM243 165V166H244ZM247 165V166H248ZM259 165V164H258ZM202 166V165H201ZM200 166V167H201ZM227 166V165H226ZM4 167V166H3ZM4 167V168H5ZM7 168L8 170L10 169V168ZM122 167V166H121ZM199 167V166H198ZM229 167V166H228ZM240 167H242V165L240 166ZM248 167H250V166H248ZM253 167V166H252ZM254 167H256L255 165H254ZM1 168H2V166H1ZM3 168V170L5 171L6 169H4ZM208 168H210V166L208 167ZM222 168V167H221ZM223 168H225V167H223ZM238 168V167H237ZM244 168H245V166H244ZM260 168V166L258 167V169ZM200 169V168H199ZM202 169V168H201ZM206 169V168H205ZM227 169V168H226ZM254 169V168H253ZM252 169V170H253ZM260 169H264V168H260ZM1 170V169H0ZM203 170V169H202ZM202 170L199 172L200 173V177H202L203 178V173L204 172H207V171H209V170H207V171H204V172H202ZM215 170V169H214ZM223 170V169H222ZM234 170H236V169H234ZM238 170V169H237ZM240 170V169H239ZM255 170V169H254ZM4 171H3V173H4ZM210 171H212V170H210ZM227 171V170H226ZM256 171H257V169H256ZM1 172V171H0ZM6 172H7V170H6ZM195 172V171H194ZM239 172V171H238ZM253 172V171H252ZM251 172V173H252ZM258 172V171H257ZM260 172V171H259ZM2 173V172H1ZM12 173V172H11ZM198 173V174H199ZM207 173H210V172H207ZM236 173H237V171H236ZM244 173H247V172H243V174H241V175H243V177H244ZM248 173H250V172H248ZM192 174V173H191ZM198 174L195 172V176H198ZM215 174H217V171L215 172ZM237 174H239V173H237ZM23 175V174H22ZM236 175V174H235ZM240 174L239 175H237V180L239 179L240 180V178H242L243 179V177L241 176ZM250 175V174H249ZM256 175V174H255ZM12 176V175H11ZM19 176V175H18ZM207 176V175H206ZM208 176H210V175H208ZM246 176V175H245ZM247 176H248V174H247ZM251 176H253L252 174H251ZM14 177H17L16 175H14ZM13 177V178H14ZM19 177H21V175L19 176ZM215 177V175L213 176V175H211L210 177H209V179L210 178H214ZM219 177V176H218ZM240 177V178H239ZM249 177V176H248ZM264 177V176H263ZM23 178V177H22ZM245 178V177H244ZM252 178V177H251ZM18 179V178H17ZM208 179V180H209ZM255 179H257V178H255ZM262 179V178H261ZM11 180V179H10ZM208 180H204L203 179V181H205L206 183H205V185L207 184V182H209ZM245 181H247V178H245L244 179ZM258 180H260V179H258ZM216 182L217 180H216V178H214L213 180H211L210 181V183L211 182ZM244 181V182H245ZM248 181H255L254 179L253 180H248ZM257 181V180H256ZM255 181V182H256ZM261 181V180H260ZM240 182H241V180H240ZM242 182H243V180H242ZM243 182V183H244ZM262 182V181H261ZM24 183V182H23ZM209 183V184H210ZM214 183H211V186L212 185H214V187H215V185H217V184H214ZM218 183V182H217ZM222 183V182H221ZM221 183H218V184H221ZM252 183V182H251ZM13 184V183H12ZM16 184V183H15ZM241 184V183H240ZM239 184V185H240ZM246 184H247V182H246ZM259 184H260V182H259ZM263 184V183H262ZM14 185V184H13ZM16 185H18V184H16ZM30 184H28V186H29ZM245 185V184H244ZM256 185V184H255ZM11 186V185H10ZM241 186H242V184H241ZM249 186H250V184H249ZM262 186V185H261ZM14 187V186H13ZM19 187V186H18ZM23 187V186H22ZM25 187H27V184H25V186H24V188ZM243 187V186H242ZM247 187V186H246ZM254 187V186H253ZM257 187V186H256ZM19 188H21V187H19ZM19 188H17V190L19 189ZM28 188V187H27ZM206 187L204 186V189H205ZM216 188L217 187H215V190H216ZM251 188H252V186H251ZM250 188V189H251ZM259 188V187H258ZM257 188V189H258ZM263 188H264V185H263ZM262 188V189H263ZM10 189V188H9ZM12 189V188H11ZM210 189V188H209ZM214 189V188H213ZM213 189L211 188V190L213 191ZM247 189V188H246ZM13 190V189H12ZM16 190V191H17ZM24 190V189H23ZM207 190V189H206ZM211 190L209 191V193L211 192ZM253 190H255V187H254V189ZM252 190V191H253ZM20 191H22L21 189H20ZM20 191H17V192H20ZM25 192H26V189L24 190ZM208 191V190H207ZM217 191H219V190H217ZM260 191V190H259ZM264 191V189L263 190H261V192H263ZM23 192V191H22ZM260 192V193H261ZM7 193V192H6ZM5 193V194H6ZM10 193H13V192H11L10 191ZM212 193V192H211ZM215 193V192H214ZM228 193V192H227ZM205 194H207V195H210V194H208V193H205ZM213 194V193H212ZM217 194V193H216ZM229 194V193H228ZM7 195V194H6ZM5 195V196H6ZM207 195H205L204 197L206 198V196ZM218 195V194H217ZM21 196V195H20ZM230 196V195H229ZM263 196H264V194H263ZM10 198H12V197H10ZM10 198H9V200H10ZM221 198V197H220ZM230 198V197H229ZM20 199V198H19ZM23 199V198H22ZM204 199V198H203ZM207 200L209 199L208 197L206 198ZM206 199L205 200H203V202L205 203L203 206H202V204H203V202H201V206H202V208H205V209H208V206L207 207H205V205H206V203H207V205H210L211 206V204L210 203H208L210 200H211V198L208 200V202L206 201ZM258 199V198H257ZM256 199V200H257ZM29 200V199H28ZM213 200V199H212ZM234 201V200H233ZM13 202H14V200H13ZM212 202V201H211ZM214 202V201H213ZM218 202V201H217ZM256 202V201H255ZM10 203H12L11 201H10ZM214 203H216V201L214 202ZM219 203V202H218ZM4 204V203H3ZM256 204H257V202H256ZM15 205H16V203H15ZM254 205V204H253ZM264 205V204H263ZM214 206H216V205H214ZM254 206H257V205H254ZM3 207H4V205H3ZM12 207H13V205H12ZM25 207V206H24ZM229 207H231V206H229ZM251 207H253L252 205H251ZM201 208V209H202ZM216 208H218L217 206H216ZM233 208V207H232ZM254 208V207H253ZM257 208V207H256ZM13 209V208H12ZM220 209V208H219ZM248 209V208H247ZM2 210V209H1ZM15 210H17V209H15ZM232 210V209H231ZM205 212V210H203L202 209V212ZM207 211V210H206ZM211 211V210H210ZM219 211H221V210H219ZM248 211V210H247ZM258 211V210H257ZM257 211H256V213H257ZM260 211H261V209H260ZM8 212V211H7ZM6 212V213H7ZM213 213H214V211H212ZM228 212H230V208L228 209ZM254 212V211H253ZM24 213V212H23ZM206 213V212H205ZM217 213V212H216ZM230 213H233V211L232 212H230ZM235 213V212H234ZM245 213H247V212H245ZM249 213H250V211H249ZM252 213V212H251ZM203 214V213H202ZM207 214H210V213H208L207 212ZM252 214H254V213H252ZM262 214H264V213H262ZM26 215V214H25ZM29 215V214H28ZM205 215V214H204ZM247 215V214H246ZM245 215V216H246ZM255 215V214H254ZM257 215V214H256ZM1 216V215H0ZM210 216V215H209ZM209 216L208 217H206V218H208L209 219ZM211 216H212V214H211ZM216 217V214H214L212 217H213V219ZM232 217L234 216V214L233 215H231ZM230 216V217H231ZM248 216H251L250 214L248 215ZM12 217V216H11ZM26 217H27V215H26ZM212 217H210V218H212ZM221 217V216H220ZM263 217H264V215H263ZM14 218V217H13ZM12 218V219H13ZM203 218V217H202ZM260 218V217H259ZM262 218V217H261ZM260 218V219H261ZM26 219H28V218H26ZM29 219H31V218H29ZM217 219V218H216ZM215 219V220H216ZM219 220L220 219H222V217L221 218H218ZM224 220H225V218H223ZM232 219H235V217L234 218H231V220ZM246 219V218H245ZM264 219V218H263ZM13 220H15V219H13ZM203 220H204V218H203ZM206 220L207 219H205V222H206ZM219 220L217 221V222H219ZM254 220V219H253ZM252 220V223H254V225H256V221L254 220L253 221ZM257 220V219H256ZM212 221V220H211ZM223 221V220H222ZM261 221H264V220H262L261 219ZM260 221V222H261ZM27 222V221H26ZM208 222H210V221H208ZM214 222H216V221H214ZM224 222V221H223ZM231 223L233 222V221H230ZM235 222V221H234ZM238 222V221H237ZM251 221H249V223H250ZM225 223H228V222H225ZM224 223V224H225ZM247 224H249L248 222H246ZM245 223V224H246ZM251 223V224H252ZM264 223V222H263ZM216 224V223H215ZM217 224H219V223H217ZM229 224V223H228ZM239 224V223H238ZM258 224V223H257ZM8 225V224H7ZM6 225V226H7ZM19 225V224H18ZM29 225V224H28ZM212 225V224H211ZM230 225V224H229ZM232 225V224H231ZM234 225H236V223H234ZM259 225V224H258ZM5 226V225H4ZM210 226V225H209ZM224 226L225 225H222V227H223V229H224ZM214 227V226H213ZM221 227V226H220ZM221 227V228H222ZM226 227H228L227 225H226ZM232 227V226H231ZM230 227V228H231ZM236 227V226H235ZM239 227V226H238ZM249 227V226H248ZM247 227V228H248ZM252 228H253V226H251ZM257 226H255V228H256ZM260 226H258V228L257 229H260L259 228ZM10 228V227H9ZM17 228V227H16ZM214 228H217V226L216 227H214ZM219 228V227H218ZM255 228H254V230H255ZM263 228H264V225H263ZM262 228V229H263ZM211 229V228H210ZM222 229V230H223ZM226 229V228H225ZM228 229V228H227ZM226 229V230H227ZM234 229V228H233ZM233 229H231V231H233V233H234V230ZM4 230V229H3ZM212 230V229H211ZM236 230V229H235ZM240 230H242V229H240ZM239 230V231H240ZM244 230V229H243ZM242 230V231H243ZM2 231V230H1ZM7 231V230H6ZM12 231V230H11ZM238 231V230H237ZM237 231H235V232H237ZM238 231V232H239ZM261 231H264V230H261ZM244 232V231H243ZM242 232V233H243ZM10 233V232H9ZM224 234L226 233V235L228 234L227 233V231H225V232H223ZM230 234L232 233V232H229ZM241 233V232H240ZM257 233V232H256ZM263 234H264V232H262ZM229 234V235H230ZM260 234V233H259ZM17 235V234H16ZM243 235H244V233H243ZM234 236H235V234H234ZM237 236V235H236ZM235 236V237H236ZM257 236V235H256ZM224 237V236H223ZM240 237H241V234H240ZM246 237V236H245ZM258 237V236H257ZM264 238V237H263ZM226 239V238H225ZM232 239V238H231ZM239 241H242V239H238ZM263 240V239H262ZM244 241V240H243ZM242 241V242H243ZM256 241H258V238H257V240ZM255 241V242H256ZM264 241V240H263ZM241 242V243H242ZM247 242V241H246ZM251 242V241H250ZM253 242V241H252ZM259 242V241H258ZM257 242V243H258ZM244 243V242H243ZM242 243V244H243ZM240 244V242L238 243V245ZM242 244H240L241 246H244V244L242 245ZM248 244V243H247ZM254 245H256V243H253ZM259 244V243H258ZM239 245V250H240V246ZM250 245V244H249ZM253 245V246H254ZM245 248H247V247H250V246H244ZM258 247V246H257ZM264 246H262L261 248H263ZM216 248V247H215ZM214 248V249H215ZM259 248V249H258ZM257 249L260 251V247H258ZM223 249V248H222ZM226 249V248H225ZM235 249H237V248H235ZM242 250H243V248H241ZM251 249H252V247H251ZM253 250H254V248H253ZM257 250V251H258ZM213 251V250H212ZM220 251V250H219ZM226 251V250H225ZM252 251V250H251ZM250 251V252H251ZM255 251V250H254ZM253 251V252H254ZM264 251V250H263ZM223 253H224V255H226L225 257H227L228 255L227 254H230L228 251L226 252V254H225V252H224V249H223V251H222ZM230 252H232V255H230V256H228V258L227 259H229V261L231 262V256L232 257H234L233 256V251H231L230 250ZM235 252V251H234ZM247 252V251H246ZM252 252V253H253ZM261 252H262V250H261ZM211 253V252H210ZM239 253V252H238ZM244 253V252H243ZM258 254H257V256L258 255H260V253L259 252H257ZM263 253V252H262ZM220 254V253H219ZM234 254H237L236 252L234 253ZM221 255H222V253H221ZM220 255V256H221ZM239 255V254H238ZM243 255V254H242ZM246 255H248L247 253L245 254V255H243V258H245V261H246V257H244V256H246ZM251 255V254H250ZM250 255H248V260L246 261V262H248L249 260H254L255 259V257H252V258H254V259H251V257H250V259H249V256ZM254 255H256V252H255V254ZM223 256V255H222ZM215 257V256H214ZM224 257V258H225ZM259 257V256H258ZM261 257L262 258H264V256H262L261 255ZM260 257V259L258 258L257 260H258V263L260 262V263H263L264 264V260L262 261V258ZM221 258V257H220ZM223 258V257H222ZM224 258H223V260H224ZM237 258H238V256H237ZM237 258H235V260L237 259ZM240 258V257H239ZM242 258V259H243ZM226 259V258H225ZM241 259V260H242ZM232 260H234V259H232ZM238 260V259H237ZM260 260V261H259ZM227 261V260H226ZM229 261H227V262H229ZM238 261H240V260H238ZM223 262H225V261H223ZM245 262V263H246ZM256 262V260L255 261H252L251 263H255ZM226 264V263H225ZM228 264V263H227ZM231 264V263H230ZM248 264H249V262H248Z\"/></svg>",
  "mask_w": 264,
  "mask_h": 264
},
{
  "label": "crops",
  "instance_id": "0c3cea01",
  "mask_svg": "<svg viewBox=\"0 0 264 264\" xmlns=\"http://www.w3.org/2000/svg\"><path fill=\"white\" fill-rule=\"evenodd\" d=\"M41 0H0V35L29 26ZM14 33V32H12Z\"/></svg>",
  "mask_w": 264,
  "mask_h": 264
}]
</instances>
